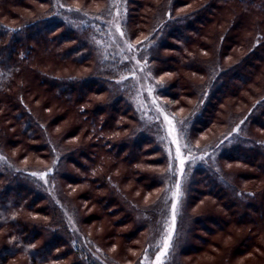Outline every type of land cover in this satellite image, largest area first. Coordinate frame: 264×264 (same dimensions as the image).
I'll return each instance as SVG.
<instances>
[{"label": "rangeland", "instance_id": "374dc122", "mask_svg": "<svg viewBox=\"0 0 264 264\" xmlns=\"http://www.w3.org/2000/svg\"><path fill=\"white\" fill-rule=\"evenodd\" d=\"M205 1L192 0L176 11L184 13ZM8 2L0 0V18L11 24L32 20L44 9V4L36 0ZM158 2L141 0L138 5L134 1L131 5L133 27L135 22L145 19L150 4ZM53 3L55 12L60 16L63 13L70 23L71 17L77 15L76 25L93 29L96 44L104 57H112L118 78L136 107L141 120L138 130L150 131L167 157L164 167L155 165L151 159L154 155L146 150L150 146L147 144L142 149L139 143L142 151L138 165L133 166L127 150L116 158L120 149L114 148L105 153L102 171H111L117 181H111V185L127 196L122 200L126 209V202L130 200L140 217V209L151 206L158 198L159 210L154 216L151 213L149 227L135 231L133 217L123 206L109 211L104 205L103 198L109 196L111 188L91 182L83 175L91 166L86 150L64 159L67 149L90 143L91 136L85 124H80L81 116L72 102L55 100L50 88L37 80L31 65L62 76H84L89 74L90 67L59 59L53 52L45 54L40 41L29 62L24 64L27 70L15 78L13 92L23 89L35 115L43 124L50 120L49 126H45V137L54 157L42 156L46 155L44 151L30 150L33 140L16 136L21 133L19 121H9L10 111L2 104L6 98L1 94L0 125L7 129L9 141L1 136L0 167L32 178L50 201L60 206L79 257L90 260L91 256L107 264H157L169 228L173 227V213L172 240L176 241L184 233L182 229L177 230L178 223L189 212L199 219L189 228V243L181 256L184 264H225L226 259L229 264H264V217L258 225L251 221L257 217L255 207L264 206V10L250 2L211 0L208 8L188 22L189 26H175L182 20L168 13L160 32L138 42L137 33L134 40L128 36L127 0H108L102 11L104 1L101 0H69V3L53 0ZM10 10L15 17L8 14ZM69 44L66 41L64 46ZM252 50L255 53L243 62L242 58ZM191 58L196 60L193 68L187 65ZM238 63L237 72L242 71L244 77L234 80L232 72L226 70ZM164 88V94L158 93ZM87 96L93 107L102 103L106 94L99 90ZM114 108L118 110L117 105ZM197 111L202 116L197 117L193 128L186 126V117L196 116ZM128 123L117 130L119 143L129 133ZM173 126L183 153V168L176 156L177 145L169 133ZM76 130L80 134L72 137ZM199 165H208L221 188L211 190L198 183L189 198L190 179ZM61 170L70 173L67 179L60 176ZM156 171L165 177L164 187L145 190L143 185ZM194 177L200 182V176ZM177 186L179 197L175 195ZM232 191L237 199L231 201L228 194ZM44 204L41 200L39 206ZM20 216L25 221L38 223L48 218L47 214L28 208H23ZM7 230V227L0 230V245L5 242ZM39 233L38 246L47 238V234ZM60 250L64 247L55 252ZM73 259L75 254L59 260L51 257L49 263L70 264ZM162 259L164 264H176V249H168ZM6 264H30V261L19 253Z\"/></svg>", "mask_w": 264, "mask_h": 264}, {"label": "trees", "instance_id": "16d2710c", "mask_svg": "<svg viewBox=\"0 0 264 264\" xmlns=\"http://www.w3.org/2000/svg\"><path fill=\"white\" fill-rule=\"evenodd\" d=\"M36 1L44 4V9L40 13H37L32 20L28 19V21L23 20L18 24H11L0 18V95L4 94L6 98V100L1 102L10 111L11 117L9 121H19L21 133L16 135L18 138L24 135L29 140H33L29 148L30 150L36 152L44 151L46 155L42 154V156L53 158V148L45 137V126H49L50 120L43 121L44 125L39 117L35 115L32 106L24 96L23 89L20 88L17 92H13L15 78L21 76L23 70H27L24 64H27L33 56V52H35V47L39 45V41L43 44L45 54L53 52L55 57L59 59L70 60L75 64H85L87 67H90L89 74L84 76L74 74L62 76L54 72L41 70L32 65L31 71L34 72L39 82L50 88V92L55 100L72 102L77 113L81 116L80 124H85L87 134L91 136L90 143L67 149L66 153H64V159H67L69 155L77 151L86 150V159L91 163V166L88 167L83 175H86L91 182L104 184L111 188L109 196L103 198L104 205L108 207L109 211L123 206L124 211L133 217L135 231H142L150 226V215L152 213V216H154L158 213L160 202L159 200L157 201V198L152 202L151 206L140 209V217L136 215L134 211L135 206L132 205L130 200L126 202V204L128 203V208L126 209L125 201L122 200L127 199L125 198L127 196L117 186L111 185V181L117 182L113 178L111 171H102V168H105L104 155L116 148V150L120 149V152L115 155L116 158H119L120 153L127 150V158L132 160L133 166H137L138 157L142 151L139 143L142 144V149L148 144L150 147H147L146 150L151 151L149 155H154L151 159L155 162V165L161 164L164 167L167 164L166 154L156 137L150 131L145 129L138 130L141 120L136 107L118 78L119 76L114 68L116 64L113 62L112 57H104L101 49L96 44L92 34L93 29L87 25H76L77 15L74 18L71 17L72 23L64 17L63 13L61 16L58 15L54 10L53 0ZM65 1L69 3V0ZM101 1H104V5L101 7L102 11L108 4V0ZM134 1L136 4L141 5V0ZM134 1L127 0L126 28L130 40H134V34L137 33V36L140 37L138 42H142L150 36L154 37L160 32L161 26L168 20V13H170L171 17L182 20L181 23L175 26L187 27L189 26L187 25L188 22L190 23L199 12H202L211 4V0H206L197 8L190 9L184 13H177L176 10L179 6L188 4L192 0H159L158 3L150 4L149 10L144 14L145 19L141 22H135V27H133L131 22V5ZM228 1L230 0H219L221 3ZM239 1L247 2V4L250 2L264 10V0ZM1 2L9 3L8 0H1ZM83 11L91 14L97 13L95 10ZM8 14L15 17L12 10L8 11ZM183 21L185 22L183 23ZM66 41L71 42V44L65 47ZM254 53L255 50L247 53L242 58V61L245 62ZM239 64L229 66L226 70L229 73L232 72L231 78L234 80L243 79L244 77L242 71L240 73L237 72ZM187 65L189 68L195 67L196 60L191 58ZM110 66L113 68H110ZM233 72H237L236 75ZM94 87L98 89L94 90ZM99 90L100 92H105L106 97L102 103L91 107L87 95L93 91L99 93ZM164 90L165 88L163 90L159 89L158 93L164 94ZM155 94L158 97L157 92ZM116 105L118 106V110L114 108ZM110 112L113 113L112 116L107 115ZM196 114V116L191 114V117H186V126L193 128L192 125L196 122L197 117L199 115L202 116L201 111H197ZM128 120L131 123H128ZM127 123L130 124L129 133L119 143L116 140L117 130L126 126ZM80 124L78 126H81ZM106 130L108 133L105 132ZM0 134V139L3 136L6 138V141H9L7 138L8 131L1 125ZM73 134L72 137L78 136L80 130L74 131ZM83 164L85 166L88 165L86 163ZM206 166L208 167V165ZM206 166L199 165L194 169L192 175L200 176L199 180H201L198 182L192 176L190 188H188L189 198L192 192L195 191L193 186H197L198 183L211 190L217 187L221 188L217 179L212 176L209 168ZM59 174L67 179L70 173L61 170ZM164 178L161 173H157L156 171V173L148 177L147 184L143 185V187L145 190H151L155 187L161 189L164 187ZM228 199L231 201L237 199L234 191L228 194ZM41 200L45 202L43 206H39ZM37 207H40V209L38 210ZM23 208L33 209V211L44 216L47 214L48 218L46 222L41 223L25 221L20 216ZM255 215L257 217H252L251 215L253 218L251 221L254 225H258L264 217V206L255 207ZM198 219L199 217L186 212L182 223H178L177 230L182 229L184 233L180 239L177 238L176 241L171 240V246L169 247V251L173 247L176 249L178 257L176 264H184L181 256L189 243V232L191 230L189 228ZM4 227H7L8 230L5 233V242L0 245V264H6L9 258L19 253H23L30 261V264H50L49 260L51 262V257L54 260H59L61 257L71 254H75V259L70 264H107L102 260L92 259L91 256L90 260L84 256L79 257L78 251L74 249L73 236L69 231L60 206L51 202L48 196L36 186L32 178L14 174L0 167V230ZM39 231L47 234V238L44 239L43 244L40 246L36 245L39 239ZM174 243H178L176 246L179 247L172 246ZM63 247L64 250H60L58 253L55 252V250ZM226 260L225 264H229L228 259Z\"/></svg>", "mask_w": 264, "mask_h": 264}, {"label": "snow or ice", "instance_id": "6c2138e0", "mask_svg": "<svg viewBox=\"0 0 264 264\" xmlns=\"http://www.w3.org/2000/svg\"><path fill=\"white\" fill-rule=\"evenodd\" d=\"M75 11H79V9H75ZM121 35H123V33H121ZM169 124H171V121H169ZM169 133L173 136V143H175L177 145V147H176V156L178 158H180L181 168H183V165H184L183 153H181L179 141L175 139V128H174V126L169 129ZM33 175H35V173H33ZM41 178H43V174H42ZM175 195L177 197H179V195H180L179 186H177V192L175 193ZM174 221H175V213H173V227L169 228V234H168V236L165 239L163 250L160 252L159 257L157 258V264H164V261H163L162 257H164L167 254V251H168L169 247L171 246L172 232H173V228H174Z\"/></svg>", "mask_w": 264, "mask_h": 264}]
</instances>
